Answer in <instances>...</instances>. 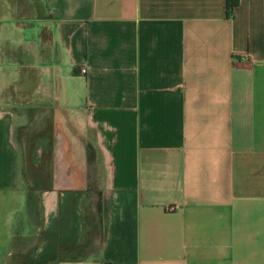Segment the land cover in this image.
I'll use <instances>...</instances> for the list:
<instances>
[{"label":"crops","instance_id":"0c3cea01","mask_svg":"<svg viewBox=\"0 0 264 264\" xmlns=\"http://www.w3.org/2000/svg\"><path fill=\"white\" fill-rule=\"evenodd\" d=\"M236 1L0 0L53 83L3 100L0 53V264H264V0Z\"/></svg>","mask_w":264,"mask_h":264},{"label":"rangeland","instance_id":"374dc122","mask_svg":"<svg viewBox=\"0 0 264 264\" xmlns=\"http://www.w3.org/2000/svg\"><path fill=\"white\" fill-rule=\"evenodd\" d=\"M22 4V2H21ZM47 46L45 43L41 44H25L23 46H15L5 43L4 41H0V53L3 57L4 61H21L22 67L20 72L19 79L6 91L3 96V100L8 102H13L15 99L29 101L35 104H46L51 99V84L43 85L42 77H40V73L42 74V69L38 67L42 61L47 60ZM33 67L38 70V73L31 72L29 69ZM38 85V89L35 86ZM50 85V86H49ZM31 105V104H24ZM30 125L26 133L23 134L24 137V146L26 152V166H25V178L29 181L36 177L33 175L30 164V153L33 144V137L30 133ZM25 131V130H24ZM47 172H44L46 176ZM42 175V173H40ZM43 176V175H42ZM44 176V177H45Z\"/></svg>","mask_w":264,"mask_h":264},{"label":"trees","instance_id":"16d2710c","mask_svg":"<svg viewBox=\"0 0 264 264\" xmlns=\"http://www.w3.org/2000/svg\"><path fill=\"white\" fill-rule=\"evenodd\" d=\"M236 4H237L236 0H227L226 13H227L228 16H230L232 14L233 8H234V6ZM29 70L31 72H33L34 75H35V72L38 73V70L36 68H33V67H31ZM14 102L18 103V104H32V102L25 101V100H20V99H15Z\"/></svg>","mask_w":264,"mask_h":264},{"label":"built area","instance_id":"2783aa9c","mask_svg":"<svg viewBox=\"0 0 264 264\" xmlns=\"http://www.w3.org/2000/svg\"><path fill=\"white\" fill-rule=\"evenodd\" d=\"M81 72L82 73H85L86 72V69L85 68L81 69Z\"/></svg>","mask_w":264,"mask_h":264}]
</instances>
